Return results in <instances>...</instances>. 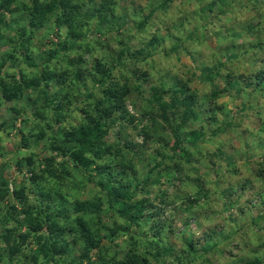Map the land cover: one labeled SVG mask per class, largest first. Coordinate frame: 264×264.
<instances>
[{
  "label": "clouds",
  "instance_id": "1",
  "mask_svg": "<svg viewBox=\"0 0 264 264\" xmlns=\"http://www.w3.org/2000/svg\"><path fill=\"white\" fill-rule=\"evenodd\" d=\"M0 181V264H264V0H0Z\"/></svg>",
  "mask_w": 264,
  "mask_h": 264
},
{
  "label": "trees",
  "instance_id": "2",
  "mask_svg": "<svg viewBox=\"0 0 264 264\" xmlns=\"http://www.w3.org/2000/svg\"><path fill=\"white\" fill-rule=\"evenodd\" d=\"M80 11L79 8H73V9H68L67 12H68V15H73L74 13H78ZM77 35H79V31L77 30ZM235 54L233 53L232 56H229V59H231ZM139 62V61H138ZM204 71L206 72H209L211 71V69H208L206 68ZM108 76V73L105 72L103 74V76L100 77L101 81H103L106 77ZM39 84V81L37 82V86ZM21 86H18L17 90H19ZM30 87H32L30 85ZM163 90V89H161ZM187 94V93H185ZM108 99L110 100L111 98L108 97ZM154 100H159L161 101V107H165V108H170L172 107L173 105H178L180 103V97L179 95H175L173 96L172 98V102L171 104H167L165 105L163 103V98L162 97H153ZM187 112H191L192 113V116L189 117L190 119L191 118H196L197 117V113L194 109V107L192 106L191 103H188V107L186 109V113L185 115L187 116ZM104 127V124L102 121H96V124H95V127H87V128H84L82 130H78L77 133H76V141L79 143V145L81 146V149L86 151L87 150V140L89 139L90 136H94V137H100V136H103L104 133L102 131ZM0 183H3L2 181H0ZM116 182L114 180H112V178L110 177L109 178V184L106 185L107 187L109 188H112L114 186ZM20 193L18 192L17 195H19ZM128 192L127 191H121L119 193V196L121 197L122 200L126 201L128 199ZM117 203H119V201H117ZM31 213V210H29V214ZM129 214L131 215H134V216H139L141 214V209L139 208V206H137L134 211L130 212ZM49 219H52V218H49ZM45 251V254H48L49 252H51L52 250L51 249H48L47 247L44 249ZM137 264H139V262H137Z\"/></svg>",
  "mask_w": 264,
  "mask_h": 264
}]
</instances>
